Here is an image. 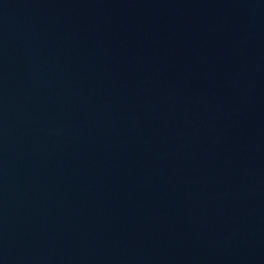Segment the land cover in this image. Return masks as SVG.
I'll return each instance as SVG.
<instances>
[{
	"label": "water",
	"instance_id": "1",
	"mask_svg": "<svg viewBox=\"0 0 264 264\" xmlns=\"http://www.w3.org/2000/svg\"><path fill=\"white\" fill-rule=\"evenodd\" d=\"M0 264H264V0H0Z\"/></svg>",
	"mask_w": 264,
	"mask_h": 264
}]
</instances>
